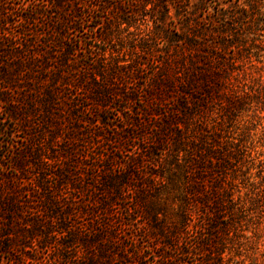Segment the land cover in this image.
<instances>
[{
    "label": "trees",
    "instance_id": "trees-1",
    "mask_svg": "<svg viewBox=\"0 0 264 264\" xmlns=\"http://www.w3.org/2000/svg\"><path fill=\"white\" fill-rule=\"evenodd\" d=\"M124 3L0 0V264H258L264 149L241 115L261 119L264 81L235 73L242 34L189 19L121 65Z\"/></svg>",
    "mask_w": 264,
    "mask_h": 264
},
{
    "label": "rangeland",
    "instance_id": "rangeland-1",
    "mask_svg": "<svg viewBox=\"0 0 264 264\" xmlns=\"http://www.w3.org/2000/svg\"><path fill=\"white\" fill-rule=\"evenodd\" d=\"M122 7L127 12V21H121L114 28V38L106 47L107 55L119 54L121 65L133 64L142 58L146 61L153 58L154 63L161 60L165 51L173 50L175 42L171 40L184 37L188 20L195 19L196 29L207 35L213 36V29L219 31L224 23L242 34L241 46H229L226 50L229 56L234 57V66L238 68L235 73L250 87L255 84L254 78L264 81V0H125ZM139 9L141 13H137ZM114 12L117 13V10ZM211 38L208 42L213 40ZM228 38L231 40V37ZM89 43L94 47L100 46L94 41ZM144 47L154 49V57L146 55ZM252 115V110L243 112L241 122L246 121L245 125L254 129V140L259 141L255 149L259 152L264 149L260 147L263 140L258 139L264 127V114H260V120ZM256 238L259 247L256 262L264 264V223L260 224Z\"/></svg>",
    "mask_w": 264,
    "mask_h": 264
}]
</instances>
